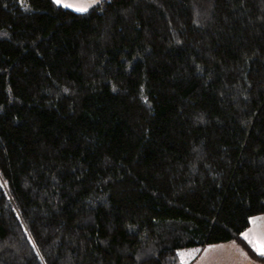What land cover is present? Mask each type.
<instances>
[{
	"label": "trees",
	"instance_id": "obj_1",
	"mask_svg": "<svg viewBox=\"0 0 264 264\" xmlns=\"http://www.w3.org/2000/svg\"><path fill=\"white\" fill-rule=\"evenodd\" d=\"M264 214V0H0V264H186Z\"/></svg>",
	"mask_w": 264,
	"mask_h": 264
},
{
	"label": "rangeland",
	"instance_id": "obj_2",
	"mask_svg": "<svg viewBox=\"0 0 264 264\" xmlns=\"http://www.w3.org/2000/svg\"><path fill=\"white\" fill-rule=\"evenodd\" d=\"M99 0H55L56 3L76 12H84ZM252 250L259 256L264 252V214L254 216L250 227L242 234ZM186 264H264L249 257L246 251L235 242L216 243L199 250L181 253Z\"/></svg>",
	"mask_w": 264,
	"mask_h": 264
},
{
	"label": "snow or ice",
	"instance_id": "obj_3",
	"mask_svg": "<svg viewBox=\"0 0 264 264\" xmlns=\"http://www.w3.org/2000/svg\"><path fill=\"white\" fill-rule=\"evenodd\" d=\"M261 254H264V252H262Z\"/></svg>",
	"mask_w": 264,
	"mask_h": 264
}]
</instances>
